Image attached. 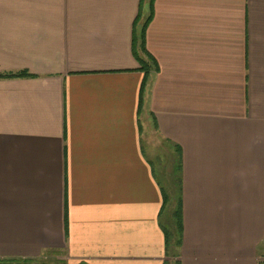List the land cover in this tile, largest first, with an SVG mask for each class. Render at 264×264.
<instances>
[{
    "label": "crops",
    "instance_id": "1",
    "mask_svg": "<svg viewBox=\"0 0 264 264\" xmlns=\"http://www.w3.org/2000/svg\"><path fill=\"white\" fill-rule=\"evenodd\" d=\"M140 3L0 0V260L264 264V0Z\"/></svg>",
    "mask_w": 264,
    "mask_h": 264
},
{
    "label": "trees",
    "instance_id": "2",
    "mask_svg": "<svg viewBox=\"0 0 264 264\" xmlns=\"http://www.w3.org/2000/svg\"><path fill=\"white\" fill-rule=\"evenodd\" d=\"M143 2H146L148 5V13L143 19H141L142 16L141 6ZM152 3L153 0H141L138 15L132 27V53L134 58L140 65L139 69H141L144 72V81L142 83L141 90H143V85L147 81V78H149V76L152 73L158 71V66L156 61L152 58V56L147 52L145 48V31L148 23L152 18V12H153ZM23 75H26V73L7 74L5 76H23ZM175 217L177 219L178 225H180V215L178 214V212L176 213ZM0 264H41V263L30 262V261L19 263V261H14V260H0Z\"/></svg>",
    "mask_w": 264,
    "mask_h": 264
}]
</instances>
